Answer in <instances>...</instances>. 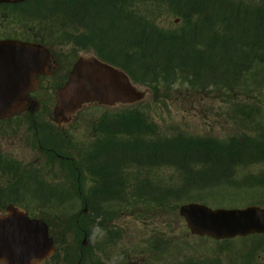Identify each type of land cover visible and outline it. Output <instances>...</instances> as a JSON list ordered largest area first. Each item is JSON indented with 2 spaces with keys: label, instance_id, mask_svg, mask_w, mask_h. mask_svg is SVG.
<instances>
[{
  "label": "trees",
  "instance_id": "obj_1",
  "mask_svg": "<svg viewBox=\"0 0 264 264\" xmlns=\"http://www.w3.org/2000/svg\"><path fill=\"white\" fill-rule=\"evenodd\" d=\"M43 2L31 13L24 12L34 20L48 18L64 32L70 30L68 38L76 48L122 70L134 85L150 90L154 100L178 95L196 100L203 93L214 92L233 99L230 112L236 114L232 122L239 130L226 138L192 137L177 127L164 129L168 135L152 122L142 105L105 113L111 128L106 132L114 140L106 144L107 149L112 148L102 152L95 166L98 189L93 197L98 200L119 184L120 169L151 173L164 168L180 177L175 187L166 186L163 193H157L160 195L145 193L125 203L130 209L145 212L171 207L166 202L183 200L188 194L196 197L199 192L221 187L239 189L243 183L245 187L264 186V171L259 176L249 172L242 176V184L236 182L243 171L264 164V121H260L257 107L264 89V0H37ZM145 4L165 6L174 18L173 25L163 28L156 24L154 12L148 16L137 13L136 8ZM2 9L1 20H9L16 11L15 6L2 5ZM239 91L244 94V103L239 101ZM117 136L126 141L115 143ZM206 178L209 182L204 184ZM195 179L198 183L192 186ZM104 202L88 203V212L96 216L87 223L82 206L69 215L55 207L36 216L49 225L58 249L61 244L78 248V240L86 228L93 226L97 215L107 213L111 204L122 205ZM244 241L250 242L247 251L235 259L245 262L241 264H259L257 258L264 255V236ZM67 257V264H76V254ZM85 263L83 258L80 264Z\"/></svg>",
  "mask_w": 264,
  "mask_h": 264
},
{
  "label": "rangeland",
  "instance_id": "obj_2",
  "mask_svg": "<svg viewBox=\"0 0 264 264\" xmlns=\"http://www.w3.org/2000/svg\"><path fill=\"white\" fill-rule=\"evenodd\" d=\"M242 1V0H240ZM247 3L257 2L258 0H243ZM44 4L39 3V5ZM25 7H29L27 9H33L32 2H29L25 5ZM156 7V8H155ZM23 8V7H22ZM158 8V9H157ZM21 9V8H20ZM24 9V8H23ZM31 12V11H30ZM136 12L148 16L149 13H156L155 21L159 26L163 28H167L173 25L174 18L171 16L170 12L167 11L165 6L151 5L145 4L144 6H138L136 8ZM16 17H11L9 20H1L0 19V34L2 36L9 35L11 37L18 38L21 40H26L28 38V33H33L40 37L45 44L50 42H57L59 39V31L61 30L59 27L57 28L55 25H52L50 28L44 29L40 27V24L36 22H31L28 19H22L20 15H14ZM32 28V29H30ZM54 51L61 52V55L64 56L67 64L71 65L74 62V56L71 54V46L70 44L64 47H52ZM79 51V50H78ZM79 56L83 55H92L90 52H86L82 50L79 51ZM249 89H253L252 84H248ZM139 90L145 92L146 97L144 100L145 111L151 116L152 122H154L159 129H161L166 134L170 135L168 129L171 127H177L179 131H184L189 136H201L208 135L217 138H226V135L229 133L237 132L235 126H233V122L235 120L236 114L230 112V102L233 99H228L224 97L226 95H222L220 92L216 93H203L201 96H197L195 99H187L182 95L171 96L170 99H162V101H156L153 99L152 93L150 90H147L145 87L137 86ZM259 89H261L259 85ZM241 94L240 102L244 103L246 101L243 99L244 94L240 91L237 92V95ZM194 100V102H193ZM261 102V103H260ZM260 102L257 103V107L260 109V114L258 117L260 121H264V89L262 90ZM103 112L102 108L97 106H89L83 108L80 113H78V119L82 122H85L91 118L99 116ZM78 123L77 133L72 134L71 131L68 132L69 136L72 134L74 138L77 137L80 140V143L84 140L85 127L84 123ZM249 128L252 130L255 129V125H250ZM243 131V129L240 127ZM248 129V127H247ZM7 133V130H4ZM252 135V134H251ZM11 138V135L6 136L5 138ZM2 140L1 142L5 146L9 144V139ZM264 171V164L258 167L250 168L247 171H243L239 176L236 177V180L242 179V176L252 173L254 176H259ZM144 171H140L141 173ZM3 173V175H1ZM136 174V175H138ZM134 175V176H136ZM250 175V176H252ZM149 178V185H160V187H175V185L179 182L178 179L180 177L176 172H172L167 169H158L156 171H152L151 174L147 175ZM87 178H90V173L86 172L84 174L85 180V190L89 187L91 181ZM130 179V177H129ZM132 179V178H131ZM209 179V178H208ZM207 178L203 180V183L206 184L209 182ZM198 183V179L193 180L192 186ZM243 183V182H242ZM240 184V183H237ZM191 186V185H190ZM0 190L2 194H0V205L5 206V204H11V202H15V200H19L20 198L16 194H10L11 190H16V183L13 173L6 172L0 170ZM189 193V192H188ZM187 193V194H188ZM188 198L174 200V202H166V204L171 205V207H164L162 210L153 211V212H145L141 213L147 214V217H140L136 212L132 210H127L126 208L120 209L119 207L113 208L117 209V217L111 219L108 222L102 221L97 222V225L92 226V230L90 232L91 236L89 238L90 245L98 244L100 240L104 237L103 228L99 226L109 227L111 230L116 231L120 238L114 242V245L111 249V256L105 258L106 264H113L120 260L118 253L119 248H124L125 251L131 250L135 245L143 248L144 240L148 238H158L162 239L164 237L167 238L165 242V246L159 247L160 252H156L154 260L159 264H173V260L180 261L186 258L188 255L192 257H197L199 255H204V257L213 258L216 256L218 251V247H216L215 242L212 240H204V239H196L190 236L188 229H186L184 221L179 218L178 210L179 206L185 205L188 202H198L204 204L206 207H210L211 209L218 208H237L246 207L251 204L258 203L259 207L264 204V186H258L257 188L249 187V184L246 185L243 183L242 187L239 189H234L233 187H221V189L207 191L206 193L199 192L196 197L188 194ZM24 200H28L27 197H22ZM21 199V200H22ZM21 203H25L22 201ZM264 206V205H263ZM66 213L73 214L77 211V207H72L69 205H65L62 207ZM143 208V207H142ZM30 215L31 218L34 216H41L39 210H31ZM45 211H51L49 208L45 209ZM52 216H55L53 212L50 213ZM122 230V231H121ZM249 241H234L227 245V250L222 251L219 255L220 261H223V264H241L244 261L240 262L236 260V256H242L245 254V247ZM68 248L66 244H61L60 251H57L56 259H54L53 264H59V260H63V253ZM109 249V248H107ZM240 252V253H239ZM261 258H257L259 264H264V255H261ZM138 257L135 259L137 260ZM245 263V262H244ZM44 264V263H42ZM46 264V263H45ZM52 264V263H51Z\"/></svg>",
  "mask_w": 264,
  "mask_h": 264
},
{
  "label": "water",
  "instance_id": "obj_3",
  "mask_svg": "<svg viewBox=\"0 0 264 264\" xmlns=\"http://www.w3.org/2000/svg\"><path fill=\"white\" fill-rule=\"evenodd\" d=\"M26 0H0V4H19ZM51 64L48 52L40 45L18 41H0V119L18 115L27 107H37L28 94L36 86L39 74H47ZM54 121L67 123L73 112L84 104L102 106L133 104L144 94L133 88L122 72L94 58H81L71 69L65 85L55 93ZM193 236L230 240L252 234H264V209L211 210L202 205L180 207ZM85 245V241L83 242ZM54 253L47 225L30 220L14 206L0 215V264H36Z\"/></svg>",
  "mask_w": 264,
  "mask_h": 264
},
{
  "label": "flooded vegetation",
  "instance_id": "obj_4",
  "mask_svg": "<svg viewBox=\"0 0 264 264\" xmlns=\"http://www.w3.org/2000/svg\"><path fill=\"white\" fill-rule=\"evenodd\" d=\"M0 34V40L4 39ZM13 38V37H10ZM49 47H64L66 43L62 40L50 42ZM48 50V49H47ZM50 60L52 61L47 75L38 76V88L30 93L37 101L39 107L35 113L25 111L16 118L8 119V121H0V166L10 168L14 175L16 190L13 193L22 195L29 193L32 196L35 194L43 195L53 193L51 185H48L43 179L50 175V163L54 167H62V160L77 159L78 165L83 164V151L80 147L78 139L72 141L65 136L66 132L72 134L77 133L78 121L73 119L68 127L54 126L48 122L50 118V97H54L55 91L63 85L65 78L70 72L71 65L67 64L61 52L54 51V55L50 52ZM76 123V125L74 124ZM7 130V133L6 131ZM11 135V138H5ZM11 139L9 144L5 146L2 140ZM70 143L74 146L70 148ZM68 149V150H67ZM67 150V151H65ZM72 150V153H71ZM68 152L65 156L62 153ZM10 164V165H9ZM9 165V166H7ZM3 175V173H1ZM0 194L2 191L0 190ZM49 197L35 200L36 209H44L51 204ZM85 198H82L84 201ZM165 246V245H163ZM160 246H154L150 253H142L143 257H138L137 260L132 258L130 254H122L123 259L113 264H155L154 255ZM151 254V256H147ZM121 257V255L119 256ZM135 260V261H134ZM106 264V263H105Z\"/></svg>",
  "mask_w": 264,
  "mask_h": 264
}]
</instances>
